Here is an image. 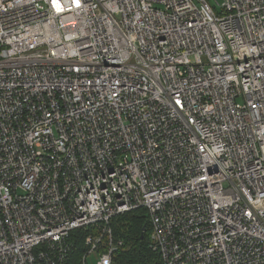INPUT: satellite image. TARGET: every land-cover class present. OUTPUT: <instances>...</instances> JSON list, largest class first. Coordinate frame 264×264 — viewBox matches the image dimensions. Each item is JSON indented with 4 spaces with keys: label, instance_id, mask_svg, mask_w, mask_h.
Returning a JSON list of instances; mask_svg holds the SVG:
<instances>
[{
    "label": "built area",
    "instance_id": "1",
    "mask_svg": "<svg viewBox=\"0 0 264 264\" xmlns=\"http://www.w3.org/2000/svg\"><path fill=\"white\" fill-rule=\"evenodd\" d=\"M0 0V264H264V0ZM242 101H237V99Z\"/></svg>",
    "mask_w": 264,
    "mask_h": 264
},
{
    "label": "trees",
    "instance_id": "2",
    "mask_svg": "<svg viewBox=\"0 0 264 264\" xmlns=\"http://www.w3.org/2000/svg\"><path fill=\"white\" fill-rule=\"evenodd\" d=\"M111 225L115 236L123 240L114 256V264H161L158 253L149 247L150 226L145 208L118 214L111 219ZM86 234L84 229L71 233L73 247L66 264H79Z\"/></svg>",
    "mask_w": 264,
    "mask_h": 264
},
{
    "label": "rangeland",
    "instance_id": "3",
    "mask_svg": "<svg viewBox=\"0 0 264 264\" xmlns=\"http://www.w3.org/2000/svg\"><path fill=\"white\" fill-rule=\"evenodd\" d=\"M207 1L217 12H219L220 7L216 4L215 0H207ZM237 101L239 102L242 100L238 98ZM96 259H97L96 256L94 254L93 255L91 254L87 259L88 264H96Z\"/></svg>",
    "mask_w": 264,
    "mask_h": 264
},
{
    "label": "water",
    "instance_id": "4",
    "mask_svg": "<svg viewBox=\"0 0 264 264\" xmlns=\"http://www.w3.org/2000/svg\"><path fill=\"white\" fill-rule=\"evenodd\" d=\"M141 237H143V235H141Z\"/></svg>",
    "mask_w": 264,
    "mask_h": 264
}]
</instances>
